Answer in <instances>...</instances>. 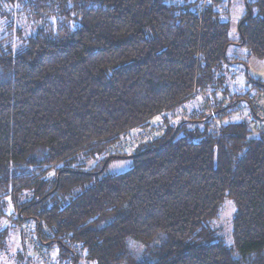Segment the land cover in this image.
<instances>
[{"label":"trees","instance_id":"trees-1","mask_svg":"<svg viewBox=\"0 0 264 264\" xmlns=\"http://www.w3.org/2000/svg\"><path fill=\"white\" fill-rule=\"evenodd\" d=\"M19 2L35 31L18 48L0 45V196L31 191L17 219L35 225L36 240L67 264H264V118L248 103L251 124L213 126L184 105L197 91L224 92L222 0ZM244 3L238 45L264 61V0ZM181 110L190 119L104 156L103 167L131 159L124 173L68 165ZM224 199L230 246L211 229Z\"/></svg>","mask_w":264,"mask_h":264},{"label":"rangeland","instance_id":"rangeland-1","mask_svg":"<svg viewBox=\"0 0 264 264\" xmlns=\"http://www.w3.org/2000/svg\"><path fill=\"white\" fill-rule=\"evenodd\" d=\"M216 10L219 13V19L228 25L227 35L231 42L226 50L228 61L223 63L220 72L224 92H219L210 99L208 92L197 91L190 101L184 103L185 109L192 113V115L189 114L191 118L210 117L212 119L210 123L213 126L235 121L251 124L253 117L247 108L248 103L258 118H264V61L250 56L245 46L238 45V25L247 11L244 0H222ZM34 31L35 25L23 13L19 0H0V45L4 47L10 45L12 49L18 48ZM256 81L262 82L259 83L262 84L260 87L262 90L259 93L256 87H251ZM247 91L248 95H246ZM253 103L256 105L253 106ZM220 111L222 113L217 116ZM173 115L176 114L163 113L162 118L166 127L171 122L174 124L189 118V116L172 118ZM154 120L155 117L150 120V123ZM189 128L192 127L189 126ZM104 156L110 155L104 153L90 158L78 154L68 165L82 169L83 172L99 167L100 170L104 168L103 175L124 173L133 166L131 159H113L103 167L101 161ZM63 165L60 163L57 167ZM54 175V169H50L45 177L50 178ZM30 199H32V193L29 190L13 191L0 196V232H4V243L0 247V264H67L66 259L59 257L58 249L50 246V242L40 243L36 240L38 229L34 235L35 225L31 221L24 218L17 219V207ZM233 214L232 202L224 199L218 217L211 224L214 238H220L227 246L232 244ZM160 244L161 239L152 243L155 248H158Z\"/></svg>","mask_w":264,"mask_h":264},{"label":"built area","instance_id":"built-area-1","mask_svg":"<svg viewBox=\"0 0 264 264\" xmlns=\"http://www.w3.org/2000/svg\"><path fill=\"white\" fill-rule=\"evenodd\" d=\"M255 105L256 103H253V106ZM188 114H190L188 111L185 113L184 110H181L175 116L173 115L172 118L175 117L186 118ZM165 127L166 124L165 122H163L160 123L159 125L154 126L151 129L140 130L127 138L126 137L121 138L117 143L110 146L106 150V154L112 156H123L125 154H130L133 151V148H135L138 144L148 142L161 135Z\"/></svg>","mask_w":264,"mask_h":264},{"label":"crops","instance_id":"crops-1","mask_svg":"<svg viewBox=\"0 0 264 264\" xmlns=\"http://www.w3.org/2000/svg\"><path fill=\"white\" fill-rule=\"evenodd\" d=\"M188 101H190V100H188ZM153 124V123H152ZM141 129H132V130H130L127 134H126V136L125 137H129V136H131V135H133L134 133H136V132H138V131H140Z\"/></svg>","mask_w":264,"mask_h":264},{"label":"water","instance_id":"water-1","mask_svg":"<svg viewBox=\"0 0 264 264\" xmlns=\"http://www.w3.org/2000/svg\"><path fill=\"white\" fill-rule=\"evenodd\" d=\"M175 134H176V130H174L173 134L171 135V137L167 141L171 140L175 136ZM113 158L118 159L117 157H113Z\"/></svg>","mask_w":264,"mask_h":264}]
</instances>
